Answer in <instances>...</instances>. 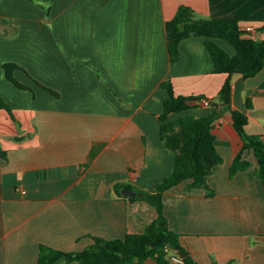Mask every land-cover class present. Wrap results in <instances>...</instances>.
Instances as JSON below:
<instances>
[{
	"label": "crops",
	"instance_id": "obj_1",
	"mask_svg": "<svg viewBox=\"0 0 264 264\" xmlns=\"http://www.w3.org/2000/svg\"><path fill=\"white\" fill-rule=\"evenodd\" d=\"M40 2L51 6L50 19L40 4L0 0V95L16 115L0 109V264H37L42 243L83 250L94 235L125 238L157 218L144 196L122 197L115 186L155 191L174 170V151L161 136L159 114L168 94L162 82L171 78L177 94L213 99L227 78L213 71L201 36L184 39L172 65L166 23L181 4L205 17L254 26L253 35L264 39V0ZM6 62L22 68L14 75L29 89L7 78ZM232 82L234 106L250 117L248 132L264 134V68L249 78L234 73ZM199 104L182 114L211 110ZM213 131L223 157L208 178L213 192L189 190L191 180L167 190L169 226L203 264H264L257 160L251 153L253 166L232 176L243 141L230 111ZM146 264L159 263L149 258Z\"/></svg>",
	"mask_w": 264,
	"mask_h": 264
},
{
	"label": "trees",
	"instance_id": "obj_2",
	"mask_svg": "<svg viewBox=\"0 0 264 264\" xmlns=\"http://www.w3.org/2000/svg\"><path fill=\"white\" fill-rule=\"evenodd\" d=\"M42 5L46 9L47 18L51 17V6H45L40 0H29ZM168 46L172 65L181 57V44L186 38L201 36L206 39L214 62L213 71L225 73L227 78L217 97L210 99L211 110L202 115L182 114V112L200 107L199 103L205 94H177L171 78L162 82L168 91L164 99V109L159 114L161 136L165 145L174 151L175 163L173 172L162 181L155 183V191L137 189L144 194L157 212V218L145 226L139 233H128L125 238L108 239L93 236L94 242L83 250H63L48 244H40L37 264H146L154 258L159 264H171L174 255L181 257L184 264H203L181 241V234L172 230L165 211L164 194L167 190L185 180H191L189 190L205 188L211 194L208 178L215 165L223 161L218 151L217 136L213 131L216 121L230 111L235 128L240 134L243 144L231 165V175L253 166L249 155L254 154L257 160L255 173L264 184V134H252L247 130L249 115L234 106V73L241 72L245 77L256 76L264 68V39L247 31L237 19H216L200 15L192 6L181 4L174 17L166 23ZM261 29L264 30V20ZM218 40H224L234 47L230 53ZM7 78L21 89L29 87L20 82L14 75L22 69L17 63L4 64ZM38 84V80L32 78ZM55 95L59 93L51 87L44 86ZM264 89V82L261 84ZM248 106L252 107L251 99ZM0 109H6L16 119L13 105L0 95ZM173 114L179 115L171 118ZM1 154H3L1 152ZM125 184H116L117 193L128 199L122 189ZM215 264H218L215 262Z\"/></svg>",
	"mask_w": 264,
	"mask_h": 264
},
{
	"label": "built area",
	"instance_id": "obj_3",
	"mask_svg": "<svg viewBox=\"0 0 264 264\" xmlns=\"http://www.w3.org/2000/svg\"><path fill=\"white\" fill-rule=\"evenodd\" d=\"M247 31H249V32H253L254 31V26H248V27H246L245 28ZM201 102L202 103H204V104H206V105H210V99L209 98H207V97H205V98H203L202 100H201ZM172 259H174V260H176V261H179V262H184L183 261V259L181 258V257H179V256H177V255H174L173 257H172Z\"/></svg>",
	"mask_w": 264,
	"mask_h": 264
},
{
	"label": "water",
	"instance_id": "obj_4",
	"mask_svg": "<svg viewBox=\"0 0 264 264\" xmlns=\"http://www.w3.org/2000/svg\"><path fill=\"white\" fill-rule=\"evenodd\" d=\"M123 194H125L128 197H136V196H140L143 197L144 194L143 193H138V191L134 190L133 188L130 187H125L122 190Z\"/></svg>",
	"mask_w": 264,
	"mask_h": 264
}]
</instances>
